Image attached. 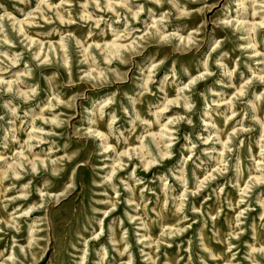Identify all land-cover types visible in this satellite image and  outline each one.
Listing matches in <instances>:
<instances>
[{
	"label": "rangeland",
	"instance_id": "rangeland-1",
	"mask_svg": "<svg viewBox=\"0 0 264 264\" xmlns=\"http://www.w3.org/2000/svg\"><path fill=\"white\" fill-rule=\"evenodd\" d=\"M0 264H264V0H0Z\"/></svg>",
	"mask_w": 264,
	"mask_h": 264
},
{
	"label": "bare ground",
	"instance_id": "bare-ground-1",
	"mask_svg": "<svg viewBox=\"0 0 264 264\" xmlns=\"http://www.w3.org/2000/svg\"><path fill=\"white\" fill-rule=\"evenodd\" d=\"M98 136H100L99 134H98ZM102 137V136H101ZM106 150H107V148H106Z\"/></svg>",
	"mask_w": 264,
	"mask_h": 264
}]
</instances>
